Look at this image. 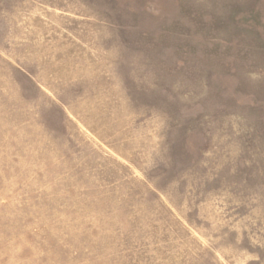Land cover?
Listing matches in <instances>:
<instances>
[{"label":"rangeland","instance_id":"rangeland-1","mask_svg":"<svg viewBox=\"0 0 264 264\" xmlns=\"http://www.w3.org/2000/svg\"><path fill=\"white\" fill-rule=\"evenodd\" d=\"M0 264H264V0H0Z\"/></svg>","mask_w":264,"mask_h":264}]
</instances>
